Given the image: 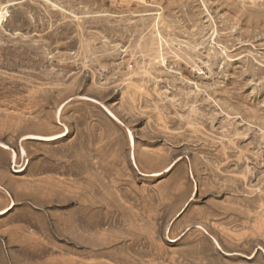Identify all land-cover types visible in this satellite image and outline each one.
Here are the masks:
<instances>
[{
  "label": "rangeland",
  "instance_id": "1",
  "mask_svg": "<svg viewBox=\"0 0 264 264\" xmlns=\"http://www.w3.org/2000/svg\"><path fill=\"white\" fill-rule=\"evenodd\" d=\"M0 9V264H264V0Z\"/></svg>",
  "mask_w": 264,
  "mask_h": 264
},
{
  "label": "crops",
  "instance_id": "2",
  "mask_svg": "<svg viewBox=\"0 0 264 264\" xmlns=\"http://www.w3.org/2000/svg\"><path fill=\"white\" fill-rule=\"evenodd\" d=\"M62 137H37L32 136L28 139L41 140L49 142L57 138ZM4 150L7 147L1 146ZM21 155H25V151L21 149ZM17 157L14 151H11V158L15 160ZM25 167L16 170V172L24 171ZM42 213L32 203H16L7 187L0 185V232H42ZM4 240V239H3ZM7 243V242H6ZM4 241V253L8 259L9 264H28V262L36 261L33 257L26 260L23 257L24 254L30 253V251L20 247L19 249H13L10 245Z\"/></svg>",
  "mask_w": 264,
  "mask_h": 264
},
{
  "label": "bare ground",
  "instance_id": "3",
  "mask_svg": "<svg viewBox=\"0 0 264 264\" xmlns=\"http://www.w3.org/2000/svg\"><path fill=\"white\" fill-rule=\"evenodd\" d=\"M1 9H0V24L2 23V21H3V16H2V14H1ZM158 27V26H157ZM155 31H157V36L159 35V33H158V30H155ZM160 36V35H159ZM162 40V39H161ZM160 40V41H161ZM164 40V39H163ZM167 42V41H166ZM158 44H159V41H158ZM163 44V43H162ZM166 44V43H165ZM159 46V45H158ZM164 47H165V45H164ZM156 49V48H155ZM164 49V48H163ZM166 49H168V47L166 48ZM169 50V49H168ZM167 50V51H168ZM174 50V49H173ZM166 51V50H165ZM171 51V50H170ZM172 53V52H171ZM167 54V53H166ZM164 55V54H163ZM169 55V54H168ZM165 57V56H164ZM158 58H159V56H158ZM159 60H161V59H159ZM160 62V61H159ZM162 62V61H161ZM163 63V62H162ZM143 64V63H142ZM230 66V65H229ZM153 67V66H152ZM159 70V69H158ZM199 70V72H201V69H198ZM130 87V86H129ZM144 88V87H143ZM222 93V92H221ZM206 113H207V111H206ZM179 121V120H178ZM188 121V120H187ZM61 136H64V133L61 135Z\"/></svg>",
  "mask_w": 264,
  "mask_h": 264
}]
</instances>
